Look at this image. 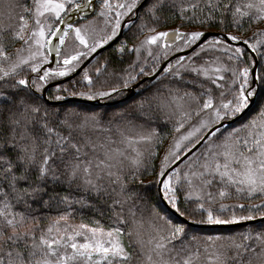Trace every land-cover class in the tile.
I'll return each mask as SVG.
<instances>
[{"label": "snow or ice", "instance_id": "snow-or-ice-1", "mask_svg": "<svg viewBox=\"0 0 264 264\" xmlns=\"http://www.w3.org/2000/svg\"><path fill=\"white\" fill-rule=\"evenodd\" d=\"M31 3L0 0V264H264V223L239 241L193 234L204 224L264 220V0H102L103 36L95 19L74 20L95 12L96 0ZM166 7L201 27L158 30ZM122 22L147 35L128 49L136 59L114 73L116 83L97 87L84 67L82 90L48 91L117 37ZM245 24L257 25L250 36ZM65 94L112 110L69 108ZM161 117L175 134L157 166L163 138L150 125ZM76 192L103 201L107 227L72 222L73 204L95 207ZM233 196L249 203H224ZM50 201L67 211L41 227L33 204ZM225 209L247 214L223 219Z\"/></svg>", "mask_w": 264, "mask_h": 264}, {"label": "trees", "instance_id": "trees-1", "mask_svg": "<svg viewBox=\"0 0 264 264\" xmlns=\"http://www.w3.org/2000/svg\"><path fill=\"white\" fill-rule=\"evenodd\" d=\"M20 2L25 4L29 8L32 7L31 0H20ZM147 3H148V0L145 2V6H147ZM17 11H19V9ZM143 12H144V9L141 8L140 13L143 14ZM159 15L161 17V22L158 26V30L162 29V28H166V27L175 26V25H179L180 27H184V26H186V27H189V26L201 27L199 25H190V24H187L186 22H182L180 17L178 15H176L173 10H171L170 8H167V7L164 9V11L159 13ZM144 19L147 20L148 17L144 16ZM134 20H135L136 24L140 23V21L136 20V18ZM5 22H7V21H5ZM254 25H252V27ZM255 26L257 27V25H255ZM244 27L247 29L249 27V25L245 24ZM259 27H264V26L259 25ZM209 30L218 31L219 28H218V26H213ZM229 31H234V29H229ZM133 33H136V34L133 35ZM242 34L245 36H250V33L248 31H246V32L242 31ZM143 35H144V33H138V32H136V29L130 30V27H129L128 29L127 28L124 29L123 35L120 38V40L125 39L128 43L135 44L138 40H140L142 38ZM18 43H19L18 41L15 42V44L13 45V48L17 47ZM117 44H118V42L115 45H117ZM115 45L106 49L105 51L101 52L97 56H95L97 59L103 58L102 61H98V63H96V66L101 67L102 64H104L105 62L107 63V68L101 73L99 78H97L94 75L95 80H97V84H96L97 87H101V86L107 87L109 85H113L114 83H116V77H115L114 73H118V72L122 71L123 69L127 68V66L130 63H132V61H133V58H134L133 52H130L128 49H125V52L123 54H121L120 52L115 50V48H114ZM12 50H13L12 48L9 49V51H12ZM134 60H135V58H134ZM91 61L89 63L92 64L93 62H91ZM81 75H82V73H79L74 78L68 80L67 83L63 84V86H66L67 92H75V91L83 89L85 82L80 80ZM152 82L155 83L154 80ZM165 83H168V82L166 81ZM169 86L170 87H177L179 85L170 84ZM50 89L52 90V88H50ZM50 89H48L49 92H51ZM192 90L196 91V88L193 87ZM134 95L135 94H133L131 97H128L129 103L131 102V98ZM69 96H71V95L65 94V98H67ZM79 103H84V102L72 101V102H68L66 104V106L69 108L77 107ZM61 104H64V103H61ZM61 104H55V106L59 107ZM105 104L111 105V102L110 103H104V104L100 103V104H89V105L94 106L97 111H109L110 112L112 110V108L109 107L106 109L104 107ZM116 110H120L119 107H117ZM139 122L145 123L144 120H140ZM150 126L153 128H156L163 138L162 144H160L156 147V152H158L159 150L162 149L164 142L171 140L175 133H173V131H172L171 123L165 121L163 117H161L159 119L153 118ZM152 163L157 165V166L159 165V164H157V156H156V159ZM147 178L152 179V176H149ZM142 179H143V177H142ZM49 191L51 192V189H49ZM56 192L60 193L61 195L67 194V189H66V187H57ZM73 195H75L77 198L83 197L84 199L88 200L90 203L95 205V207L91 208V209H89V208L81 209V206L79 204H73V208L75 209V213H76L74 218H73L74 220L85 222V223H91L93 220H98L105 227L108 226L109 214L107 213V210L104 206L103 201H99V202L96 201L93 196H91L89 193H86V192H76V193H73ZM229 199L237 200L236 202L249 203V201H247L245 199L238 198L236 196H233ZM44 200H48V197L45 196ZM252 202H258V201H252ZM110 203H111V201H109V204ZM152 203L158 205L157 198L154 195V190H153V196H152ZM33 209H35V212L33 214L37 217H41V219L38 221L41 227H45L49 223V219L55 218L61 212L67 211V209L63 205H59L53 201H50V206H42L41 204H33ZM174 222L175 223H185L182 220H180L177 216L175 217ZM33 223H36V221H33ZM261 223H264V221L258 222V223L253 224V225L236 227V228H203V227H198V230L193 234L199 235V236H209V235L221 236V237L231 236L235 240L239 241L241 238L240 234L245 233L246 230H248L249 228H251L255 225H259ZM200 228H202L204 230L200 231L199 230ZM37 234H39V230L37 231ZM229 254L231 255V253H229Z\"/></svg>", "mask_w": 264, "mask_h": 264}, {"label": "rangeland", "instance_id": "rangeland-1", "mask_svg": "<svg viewBox=\"0 0 264 264\" xmlns=\"http://www.w3.org/2000/svg\"><path fill=\"white\" fill-rule=\"evenodd\" d=\"M78 2H80V0H78ZM101 2H102V0H99V1L97 2V8H96V11H95V13H94L91 17L81 19V20L78 21L77 23H78V24H84L86 21H90V20L95 19L94 27L97 29L99 35H100V36H103V35L105 34L104 31H100V29H102V28L104 27V25H103V19L96 15V13L99 11V5H100ZM125 19H126V18H125ZM253 25H254V24H253ZM263 26H264V25H263ZM129 27H130V26H126L127 29H128ZM177 27L181 28L182 31H183V30H186V29H189V28H194V27H191V26H189V27H186V26H184V27H180L179 25H175V26H171V27L162 28V29H159V30H168V29H173V28H177ZM247 29H248V32H249L250 35H251L252 32L255 31L256 26L254 25L253 27L251 26V27H248ZM144 35H147V33L145 32ZM144 35L142 36V38H141L140 40L143 39ZM210 38H211V37H210ZM140 40H138V41L135 43V45H138ZM122 41H126V40H125V39L120 40V41L118 42V44L115 45V47H114L115 50H117V49L119 48V46L121 45V42H122ZM126 42H127V41H126ZM177 43H179V42H177ZM133 45H134V44H130V43L127 42V43H126V48H125V49H130ZM19 46H20V42L18 43L17 47H19ZM103 46H104V45H103ZM62 51H63V48H62ZM118 52H119V51H118ZM178 52H181V51H174V52L172 53V55H173V54H176V53H178ZM133 54H134L133 57L136 59V54H135L134 52H133ZM153 54H154V55L156 54V49H155V48L153 49ZM189 54H191V53H189ZM187 55H188V54H187ZM140 56H141L142 58H147V53L142 49L141 52H140ZM87 58H89V57H87ZM134 58H133V60H134ZM85 60H86V59H85ZM102 60H103V58L97 59V58L95 57V58L91 61V62H93L92 64H91V63H88V64L85 66V67H87V68L89 69V74H90V75H93V76L95 75V74L93 73V69L96 68V67H99V66H96V63H98V61H102ZM149 62L151 63V59H150V58H149ZM162 63H163V61H161V64H162ZM47 66L52 67L53 69H55V68H57L58 65H51L50 60H49V64H48ZM75 70H76V69H75ZM75 70H74V71H75ZM74 71H73V72H74ZM71 73H72V72H71ZM71 73H69V74H71ZM80 73H82V71H81ZM81 76H82V75H81ZM61 78H64V77H56L54 80L61 79ZM94 79H95V78H94ZM54 80H53V81H54ZM80 80H81V79H80ZM81 81H82V80H81ZM67 82H68V81H67ZM67 82L61 83L60 85H63V84H65V83H67ZM85 83H86V82H85ZM51 88H52V87H51ZM50 90H51V89H50ZM51 91H52V90H51ZM134 94H135V93H134ZM101 101H102V102H106V101H103V100H101ZM101 104H104V103H101ZM171 141H172V139L169 140V141L164 142L162 149L159 150V151L157 152V164H159V162H160V158L163 156V154L165 153V151L168 149L169 144L171 143ZM236 201H237V200L227 199V200L224 201V203H226V204H237V203H242V202H236ZM244 204H247V203H244ZM213 208L215 209V205L213 206ZM233 211H235V213H236L237 215H244V214H247L246 211H245V212H241L239 209H225V210L223 211V213L217 212V214H218V215H221L223 219H230V217H231V213H232ZM72 222L78 224V223H80L81 221H76V220L72 219ZM83 223H85V222H83Z\"/></svg>", "mask_w": 264, "mask_h": 264}, {"label": "water", "instance_id": "water-1", "mask_svg": "<svg viewBox=\"0 0 264 264\" xmlns=\"http://www.w3.org/2000/svg\"><path fill=\"white\" fill-rule=\"evenodd\" d=\"M147 0H145L146 2ZM97 2V0H96ZM95 8H96V3H95ZM94 12H86L82 17H87V16H90L92 15ZM81 16H76L74 17V20L77 22L79 19L82 18ZM124 22L122 23V30L119 32V34L117 35V37H115L112 41H110L107 45H104L102 46L101 48H99L97 50L96 53H93L92 56H90L89 58H87L84 63L81 65L80 68H77L74 72H72L71 74H69L68 76H65L64 78H61V79H58V80H54L51 82V84L49 85V88L50 89L52 87V85H56V84H61V83H64V82H67L68 80L74 78L75 76H77L81 71L82 69L95 57L97 56L98 54H100L101 52L105 51L106 49L112 47L122 36L123 34V31H124ZM211 33H215L217 31L215 30H209ZM210 38V36H209ZM192 49L189 48V49H185L184 51H181V52H178L176 54H173L171 58L173 57H176V56H180V55H187L189 53H191ZM50 63L51 65H57V63L52 60L50 58ZM164 62L161 64L163 66ZM146 79H150V78H146ZM136 90H134L131 94H129V97H131L134 93H135ZM67 102H72V101H77V102H84V103H88V104H100V103H110V102H102V101H99V102H96V101H85L84 98L82 97H79V96H69L67 98H65ZM53 104H61V103H64V101H59V102H52ZM180 220H182L183 222L184 221V217H180L178 215H176ZM264 220H257V221H238V222H233V223H228V224H204V225H200L198 227H203V228H236V227H242V226H248V225H253V224H256L258 222H263ZM190 224V222H188Z\"/></svg>", "mask_w": 264, "mask_h": 264}, {"label": "flooded vegetation", "instance_id": "flooded-vegetation-1", "mask_svg": "<svg viewBox=\"0 0 264 264\" xmlns=\"http://www.w3.org/2000/svg\"><path fill=\"white\" fill-rule=\"evenodd\" d=\"M98 1H99V0H97V2H98ZM97 2H96V8H97ZM94 13H95V12H94ZM94 13H93V14H94ZM93 14H92V15H93ZM92 15L87 16V17H82L81 19L89 18V17H91ZM81 19H79L78 21H80ZM126 19H127V18H126ZM126 19H125V20H126ZM133 19H135V17H133ZM78 21H77V22H78ZM122 23H123V22H122ZM125 28H126V26L124 27V29H125ZM123 32H124V31H123ZM122 35H123V34H122ZM121 37H122V36H121ZM119 40H120V39H119ZM119 40H118L117 42H119ZM117 42H116V43H117ZM116 43H115V44H116ZM115 44H114V45H115ZM114 45H113V46H114Z\"/></svg>", "mask_w": 264, "mask_h": 264}]
</instances>
